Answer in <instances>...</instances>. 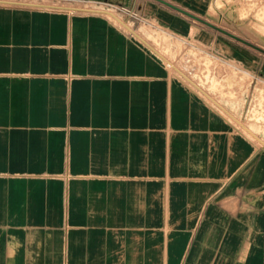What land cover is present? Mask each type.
I'll list each match as a JSON object with an SVG mask.
<instances>
[{"label": "crops", "instance_id": "crops-1", "mask_svg": "<svg viewBox=\"0 0 264 264\" xmlns=\"http://www.w3.org/2000/svg\"><path fill=\"white\" fill-rule=\"evenodd\" d=\"M219 13L0 0V264H264V45ZM148 26L234 61L242 119L167 64Z\"/></svg>", "mask_w": 264, "mask_h": 264}, {"label": "rangeland", "instance_id": "rangeland-1", "mask_svg": "<svg viewBox=\"0 0 264 264\" xmlns=\"http://www.w3.org/2000/svg\"><path fill=\"white\" fill-rule=\"evenodd\" d=\"M217 3L221 6V13L213 20L216 21V26L231 33L247 34L251 37V43L257 46L264 45V0H217ZM190 11L194 12L193 10ZM210 11L213 14L215 13L213 7L210 8ZM113 15L125 27L132 28L130 23H128L129 21L120 18L116 13ZM243 16L244 18H241ZM239 17L241 19H238ZM147 29L149 32L146 33L144 32V27H139V33L168 60L167 64L176 67L186 77L198 84L204 92L212 96L218 103L220 102L224 105L236 118L242 119L243 101L248 80L245 74L237 70L238 66L234 61L215 57L196 38L189 40L180 38L156 26H148ZM251 35L258 38L253 39ZM167 67L174 77L183 81L194 91L199 92L194 86L180 77L169 65ZM226 116L234 125L240 127L227 114ZM256 120H258L257 116L251 118L250 111H248L246 118L243 120L248 126L245 124L244 126L255 131L261 129L262 127L253 124ZM239 122L243 125L240 120Z\"/></svg>", "mask_w": 264, "mask_h": 264}, {"label": "water", "instance_id": "water-1", "mask_svg": "<svg viewBox=\"0 0 264 264\" xmlns=\"http://www.w3.org/2000/svg\"><path fill=\"white\" fill-rule=\"evenodd\" d=\"M211 24V23H210ZM130 30H132L133 32H134V30L133 29H130ZM135 33V32H134ZM137 35V34H136ZM138 36V35H137ZM139 37V36H138ZM140 38V37H139ZM141 39V38H140ZM142 40V39H141ZM142 41H144V40H142ZM145 42V41H144ZM148 46H150L154 51H156L150 44H148L147 42H145ZM157 52V51H156ZM158 53V52H157ZM159 54V53H158ZM160 55V54H159ZM161 56V55H160ZM162 57V56H161ZM163 58V57H162ZM221 106V105H220Z\"/></svg>", "mask_w": 264, "mask_h": 264}, {"label": "bare ground", "instance_id": "bare-ground-1", "mask_svg": "<svg viewBox=\"0 0 264 264\" xmlns=\"http://www.w3.org/2000/svg\"><path fill=\"white\" fill-rule=\"evenodd\" d=\"M241 124V123H240ZM249 130V129H248Z\"/></svg>", "mask_w": 264, "mask_h": 264}]
</instances>
